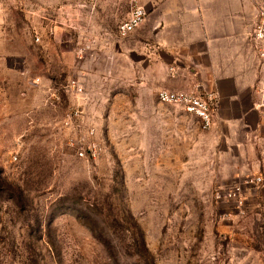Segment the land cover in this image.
Segmentation results:
<instances>
[{
    "label": "rangeland",
    "instance_id": "1",
    "mask_svg": "<svg viewBox=\"0 0 264 264\" xmlns=\"http://www.w3.org/2000/svg\"><path fill=\"white\" fill-rule=\"evenodd\" d=\"M113 55L115 0H0V264H264V209L216 200L234 184L182 164V139L150 150Z\"/></svg>",
    "mask_w": 264,
    "mask_h": 264
},
{
    "label": "crops",
    "instance_id": "2",
    "mask_svg": "<svg viewBox=\"0 0 264 264\" xmlns=\"http://www.w3.org/2000/svg\"><path fill=\"white\" fill-rule=\"evenodd\" d=\"M140 2L146 18L122 38L116 27L127 17L128 6L115 0L113 57L116 87L126 80L128 90L144 93L150 150L158 146L161 154L174 135L183 140L187 154L182 164L191 162L196 169L198 163L210 184L230 186L251 176L264 181V106H258L264 103V61L252 38L259 5L253 0ZM162 89L209 97L215 105L213 125L202 130L198 118L180 106L159 103L156 93ZM244 202V212L260 213L264 182L245 186Z\"/></svg>",
    "mask_w": 264,
    "mask_h": 264
},
{
    "label": "built area",
    "instance_id": "3",
    "mask_svg": "<svg viewBox=\"0 0 264 264\" xmlns=\"http://www.w3.org/2000/svg\"><path fill=\"white\" fill-rule=\"evenodd\" d=\"M128 6L127 17L122 20L116 27L117 35L119 37L128 36L134 29L140 26L147 16V11L141 4L140 0H123ZM252 38L257 43V57L264 61V10L263 8L258 9V21L254 27ZM80 49L79 54L83 53ZM64 92L72 93L76 96L79 102H87V91L86 87L80 79L71 78L62 87ZM54 100H58L55 94L52 95ZM156 99L159 103L168 105H178L186 113L191 114L198 118L200 127L202 130H208L213 125V113H214V103L209 97H201L194 92H183L170 89H162L156 93ZM259 107H263L264 103H260ZM81 115V107H73L66 116V121L71 122L78 119ZM264 117V112H263ZM94 131L90 129L88 131L89 136H93ZM79 149L82 151H87L91 156H95L97 152V144L95 142H90L87 145L79 142ZM13 159H16L13 157ZM263 180L259 176L246 177L237 184H234L232 188L227 189L225 192H217L215 194L216 200H230L234 201L237 205H241L244 202L245 196V186H258L262 185Z\"/></svg>",
    "mask_w": 264,
    "mask_h": 264
}]
</instances>
